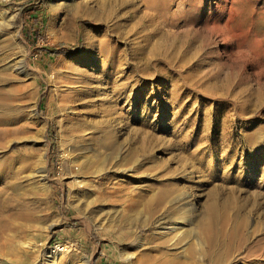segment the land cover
<instances>
[{
  "label": "rangeland",
  "instance_id": "1",
  "mask_svg": "<svg viewBox=\"0 0 264 264\" xmlns=\"http://www.w3.org/2000/svg\"><path fill=\"white\" fill-rule=\"evenodd\" d=\"M134 1L0 0V164L16 160L21 216L0 264H209L211 204L247 222L226 264L264 253V0ZM163 183L176 193L150 213Z\"/></svg>",
  "mask_w": 264,
  "mask_h": 264
},
{
  "label": "bare ground",
  "instance_id": "2",
  "mask_svg": "<svg viewBox=\"0 0 264 264\" xmlns=\"http://www.w3.org/2000/svg\"><path fill=\"white\" fill-rule=\"evenodd\" d=\"M128 2L130 3L129 5L135 6L136 1L128 0ZM147 14H148V18L153 19V17H149V16H152L150 15V11L145 12V15ZM155 17L156 16H154V18ZM152 19L151 21H149L148 19H144L143 24L148 27L153 25ZM172 45L174 46V43ZM19 73H23V72L21 71ZM112 140L113 139L108 137L107 140H103L101 142L103 145L116 151V149L118 148V143ZM0 150H4L3 145H0ZM14 161L16 160H12V161L8 160V161H5L4 163L2 162L3 164H0V251L3 248L11 250L12 243L14 241H11L7 237L11 233H15L14 235H11V236L18 237L17 232L19 231L18 230L19 226H17L14 222L16 219H20L21 216H20V213H18V211L16 212L14 210L15 206H17L16 200L14 196H12L11 194H8V187L6 183L7 176L3 175V172L8 173L13 163H15ZM40 177L42 181H46L49 179L48 175L44 174V172L41 173ZM173 183H176V182H173ZM1 184L3 186H1ZM10 187L12 191L13 189L12 185ZM175 190H176V186L174 184H168V183L164 184L163 183L158 193L154 195V198H152L151 200H147V202L145 203V206L148 212L153 213L154 209L158 205L162 204L164 201L166 202L167 198ZM140 197L144 198L146 196H140ZM140 205L141 203L139 199L132 201L128 209H126L125 211L124 218L132 219L134 221H140L144 214L143 211L140 209ZM215 206L216 205L211 204L210 207L208 208V211H209L208 214L210 215V219H209L210 221L208 222L207 225H205L204 230H205V233L209 235L210 237H208L209 238L208 239V250L206 251V254L202 255V258H203V261L209 260L210 261L209 264H226L227 261L231 260V256L234 254V252L239 251L240 248L248 244V240L250 239V236L245 235V234H241L239 236V233L242 230H244L247 226L246 221L242 222L241 224H234L233 221L230 218H228L226 215L223 216L222 218H218ZM180 211L181 210L173 211L174 212L173 216L178 215ZM169 217H170V213H169ZM132 220L131 222H133ZM214 225L216 228H214ZM229 226H231L230 229H228ZM195 253H196L195 250L192 248L191 251L188 253L189 260L190 259L195 260ZM242 260L246 261L245 262L246 264L247 263L264 264V253L263 252L258 253L254 248H250L248 250V253L242 258ZM167 264H171V262H168ZM241 264H244V262H242Z\"/></svg>",
  "mask_w": 264,
  "mask_h": 264
}]
</instances>
